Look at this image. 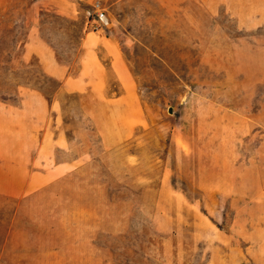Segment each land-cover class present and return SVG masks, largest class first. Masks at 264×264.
Returning <instances> with one entry per match:
<instances>
[{
	"label": "rangeland",
	"instance_id": "rangeland-1",
	"mask_svg": "<svg viewBox=\"0 0 264 264\" xmlns=\"http://www.w3.org/2000/svg\"><path fill=\"white\" fill-rule=\"evenodd\" d=\"M93 2L0 0V106L35 118L0 264H264V0H102L97 33Z\"/></svg>",
	"mask_w": 264,
	"mask_h": 264
},
{
	"label": "crops",
	"instance_id": "crops-1",
	"mask_svg": "<svg viewBox=\"0 0 264 264\" xmlns=\"http://www.w3.org/2000/svg\"><path fill=\"white\" fill-rule=\"evenodd\" d=\"M23 54L36 58L45 75L59 80L65 77L52 48L39 38L26 41ZM29 109L26 105L0 106V192L5 195L21 196L33 173L35 118Z\"/></svg>",
	"mask_w": 264,
	"mask_h": 264
},
{
	"label": "built area",
	"instance_id": "built-area-1",
	"mask_svg": "<svg viewBox=\"0 0 264 264\" xmlns=\"http://www.w3.org/2000/svg\"><path fill=\"white\" fill-rule=\"evenodd\" d=\"M91 7L92 11L88 16L91 18L88 20L91 30L96 33L109 30L112 24L106 9L102 5V0H94Z\"/></svg>",
	"mask_w": 264,
	"mask_h": 264
}]
</instances>
